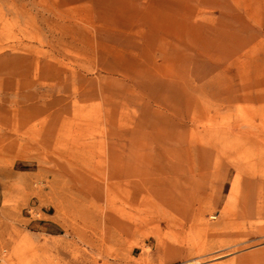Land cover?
<instances>
[{"label": "rangeland", "instance_id": "rangeland-1", "mask_svg": "<svg viewBox=\"0 0 264 264\" xmlns=\"http://www.w3.org/2000/svg\"><path fill=\"white\" fill-rule=\"evenodd\" d=\"M0 264H264V0H0Z\"/></svg>", "mask_w": 264, "mask_h": 264}, {"label": "crops", "instance_id": "crops-1", "mask_svg": "<svg viewBox=\"0 0 264 264\" xmlns=\"http://www.w3.org/2000/svg\"><path fill=\"white\" fill-rule=\"evenodd\" d=\"M244 188H241V194H245L244 191H243Z\"/></svg>", "mask_w": 264, "mask_h": 264}]
</instances>
